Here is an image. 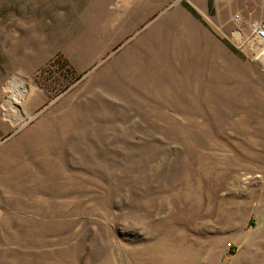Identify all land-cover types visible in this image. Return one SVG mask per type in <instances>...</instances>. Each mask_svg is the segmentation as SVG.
<instances>
[{"label":"rangeland","instance_id":"374dc122","mask_svg":"<svg viewBox=\"0 0 264 264\" xmlns=\"http://www.w3.org/2000/svg\"><path fill=\"white\" fill-rule=\"evenodd\" d=\"M253 21L264 0H0V264H264Z\"/></svg>","mask_w":264,"mask_h":264},{"label":"built area","instance_id":"2783aa9c","mask_svg":"<svg viewBox=\"0 0 264 264\" xmlns=\"http://www.w3.org/2000/svg\"><path fill=\"white\" fill-rule=\"evenodd\" d=\"M233 21L237 24L240 22V17L235 15ZM250 34L243 41L250 51H254L255 58L264 61V27L261 22L253 21L250 25Z\"/></svg>","mask_w":264,"mask_h":264},{"label":"bare ground","instance_id":"6f19581e","mask_svg":"<svg viewBox=\"0 0 264 264\" xmlns=\"http://www.w3.org/2000/svg\"><path fill=\"white\" fill-rule=\"evenodd\" d=\"M9 88L12 90V95L10 96L9 100L10 102H14L16 100H18L21 96H22V83L18 78H14L10 85ZM9 89V90H10ZM9 102V103H10ZM6 108V107H5Z\"/></svg>","mask_w":264,"mask_h":264},{"label":"trees","instance_id":"16d2710c","mask_svg":"<svg viewBox=\"0 0 264 264\" xmlns=\"http://www.w3.org/2000/svg\"><path fill=\"white\" fill-rule=\"evenodd\" d=\"M208 6H209V7L211 6V0H208ZM190 12H191L193 15H195V13H194L192 10H190Z\"/></svg>","mask_w":264,"mask_h":264}]
</instances>
